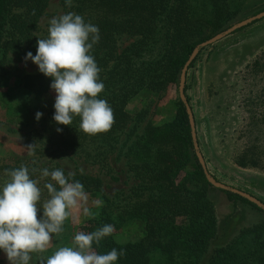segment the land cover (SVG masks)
<instances>
[{
	"label": "trees",
	"instance_id": "16d2710c",
	"mask_svg": "<svg viewBox=\"0 0 264 264\" xmlns=\"http://www.w3.org/2000/svg\"><path fill=\"white\" fill-rule=\"evenodd\" d=\"M49 1L0 0V77L8 73L11 54L26 56L31 51L35 55L38 39L47 37L48 31L41 33L40 21ZM234 1L72 0V6L68 7L66 0H62L65 13L79 14L85 22L99 27L100 39L90 54L101 69L99 77L105 85L98 98L107 100L114 110V123L107 132L89 135L78 130L79 117L73 118L72 125L57 124L53 108L43 120L44 132L36 131L35 135L42 143L54 147L49 152L53 156L59 155L58 151L71 152L86 161L105 165L119 149L124 134L133 139L124 155L136 184L125 200L104 196L100 211L81 226V232L85 233L105 224L114 226L111 235L98 245L93 242L92 246L101 255L113 248L124 250L125 255L114 264H264V219L211 250L219 234L215 204L209 196L213 184L199 161L190 117L180 97L171 120L148 123L142 132L135 125L128 130L133 123L127 109L130 100L144 88L161 91L178 84L181 70L196 46L226 29L236 16L238 9ZM125 35L133 41L121 49L120 40ZM262 53L249 65V70L264 83V50ZM52 79L38 68L37 73L24 76L23 86L41 97L52 90ZM185 93L190 103L187 86ZM259 100L264 104V84ZM191 108L194 113L192 105ZM258 113L251 115V126L264 134V113ZM195 121L200 145L196 116ZM57 128L63 131L57 132ZM235 163L247 168L261 167L264 149L249 144V148L236 156ZM21 165L29 168L30 178L39 180L42 169L34 162L0 163V189L10 180L9 170ZM71 179L80 181L85 191H104L99 176L74 172ZM46 183L38 181L41 189L38 216H42V204L49 198ZM53 184L59 190V185ZM223 191L234 203L242 201L261 209L231 190ZM131 220L142 222L144 234L118 240L117 229ZM41 256H49L48 251L33 253L30 264H39Z\"/></svg>",
	"mask_w": 264,
	"mask_h": 264
},
{
	"label": "rangeland",
	"instance_id": "374dc122",
	"mask_svg": "<svg viewBox=\"0 0 264 264\" xmlns=\"http://www.w3.org/2000/svg\"><path fill=\"white\" fill-rule=\"evenodd\" d=\"M233 4L238 11L228 27L264 10V0H235ZM64 13L62 0H50L46 14L40 21L41 33L48 31L49 21L53 17ZM132 41V37L123 36L121 49ZM263 50L264 18L248 23L201 49L186 78L190 105L198 120L200 151L211 176L216 182L244 190L262 202L264 165L242 167L235 163V158L249 148V144H258L260 149H264L262 130L251 126V115L254 112L259 114V111L264 113V104L260 100L258 102L264 83L260 76L253 75L249 70V65L263 54ZM25 57L11 54L8 73L0 77V163L34 162L41 169L51 168L49 171L63 169L65 175L84 172L101 177L104 184L103 192L85 191L88 200L81 201L72 209L71 216L65 221V234L53 236L47 250L50 256L60 246H71L74 235L81 232L82 224L91 217L84 215L85 207L94 215L102 206H96L94 201H103L104 196L116 201L128 197L137 181L129 171L124 151L133 139H128L127 134L122 136L119 149L110 155L108 165L86 161L84 157L71 152L58 151L57 156L49 154L54 147L42 143L35 133L44 132L43 120L54 108L56 93L52 89L37 97L23 86L25 75L38 72V65L30 59L26 61ZM179 83L161 91L140 90L127 106L133 119L128 130L135 125L138 132H142L148 123L159 124L171 120L177 111ZM252 100L258 103L252 104ZM38 111L43 113L39 121L36 119ZM257 136L260 140H257ZM33 144V147H28ZM38 181L40 184L54 182L50 176L43 177L42 172ZM209 196L215 204L219 224V234L211 250L231 241L243 228L264 219L262 208L257 209L242 201L234 203L217 186L211 187ZM142 234L144 227L138 220H131L116 232L120 241ZM0 264H10L3 250H0Z\"/></svg>",
	"mask_w": 264,
	"mask_h": 264
},
{
	"label": "clouds",
	"instance_id": "9594fccd",
	"mask_svg": "<svg viewBox=\"0 0 264 264\" xmlns=\"http://www.w3.org/2000/svg\"><path fill=\"white\" fill-rule=\"evenodd\" d=\"M66 4L71 7L72 0H66ZM49 25L47 37L37 41L36 54L29 51L24 59L32 60L40 72L53 78L50 87L56 93L54 121L72 125L73 118L79 117V131L89 135L107 132L114 123V110L107 100L98 98L105 85L99 77L101 69L90 54L99 42V27L74 12L53 17ZM42 115L36 113L37 121ZM41 171L43 177L50 176L59 185L58 190L53 183L45 184L49 198L42 204V216H38L41 189L38 181L30 178L27 166L9 170L10 180L0 189V250L10 264H30L33 253H45L53 236L64 232L72 209L88 200L84 185L71 179L74 173L66 176L63 169ZM94 204L100 206L102 201ZM84 215L93 213L85 207ZM114 230L113 225L105 224L91 233L77 232L71 246H60L52 255L41 256L39 264H114L125 255L124 250L113 248L101 255L92 247L93 242L98 245Z\"/></svg>",
	"mask_w": 264,
	"mask_h": 264
},
{
	"label": "water",
	"instance_id": "95a60500",
	"mask_svg": "<svg viewBox=\"0 0 264 264\" xmlns=\"http://www.w3.org/2000/svg\"><path fill=\"white\" fill-rule=\"evenodd\" d=\"M262 18H264V10L257 13V14H254V15L246 18V19L241 20L240 22L228 27L227 29H225V30H223L217 34H215L214 36L210 37L209 39L199 43L196 46V48L193 50V52L190 54L189 58L187 59V61L185 62L184 66L181 70L180 83H179V96H180L181 100H183V102L187 108V112H188L189 117H190V124H191V128H192V135H193V139H194L195 150H196V153L198 155L199 161H200L201 165L203 166V168H204V170L208 176L209 181L213 184V186H217L223 190H231L232 192H235V193L245 197L250 202L256 204L258 207H260L264 210V202H262L256 196H254V195H252V194H250L244 190H241L239 188H236V187L224 184V183L216 182L213 179V177L211 176V174L208 170L204 155L200 151V145L198 143V137H197V128H196L195 116H194L193 110L191 108V105H190V103L187 99L186 93H185L186 78H187L188 70H189L192 62L198 56L201 49L218 42L219 40L230 35L234 31H236L237 29L247 25L248 23H251L253 21H256V20H259Z\"/></svg>",
	"mask_w": 264,
	"mask_h": 264
}]
</instances>
